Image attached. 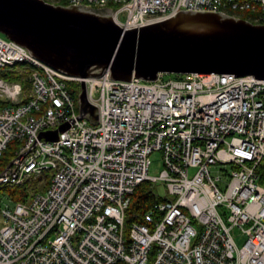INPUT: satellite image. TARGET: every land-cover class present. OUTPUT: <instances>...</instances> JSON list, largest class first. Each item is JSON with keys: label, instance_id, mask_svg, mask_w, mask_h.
<instances>
[{"label": "built area", "instance_id": "built-area-1", "mask_svg": "<svg viewBox=\"0 0 264 264\" xmlns=\"http://www.w3.org/2000/svg\"><path fill=\"white\" fill-rule=\"evenodd\" d=\"M44 1L112 4L125 30L181 11L249 10L264 21V0ZM19 63L31 65L28 87L0 75V162L18 142L0 184L45 171L51 178L46 193L2 201L0 264H264V78L188 72L122 80L108 69L82 78L0 36V70ZM83 81L96 122L80 108ZM64 123L57 140L40 137ZM154 151L164 158L158 177L149 175ZM212 166L227 167L224 178ZM158 180L170 197L128 224L138 186ZM236 227L248 237L242 247L231 233Z\"/></svg>", "mask_w": 264, "mask_h": 264}, {"label": "water", "instance_id": "water-1", "mask_svg": "<svg viewBox=\"0 0 264 264\" xmlns=\"http://www.w3.org/2000/svg\"><path fill=\"white\" fill-rule=\"evenodd\" d=\"M0 33L39 60L82 78L156 80L160 73H233L264 78V24L224 12L181 11L125 30L112 8L0 0ZM83 81L80 108L97 121ZM59 128L40 137L57 140Z\"/></svg>", "mask_w": 264, "mask_h": 264}, {"label": "trees", "instance_id": "trees-1", "mask_svg": "<svg viewBox=\"0 0 264 264\" xmlns=\"http://www.w3.org/2000/svg\"><path fill=\"white\" fill-rule=\"evenodd\" d=\"M105 7L107 8H113L112 4H108ZM98 8V7H97ZM228 14L235 15L247 20H250L254 23H262L264 24V21H257L255 18H257L259 15L257 12L252 11H241V12H233L230 11ZM26 65V66H25ZM17 67H24L27 68L28 71L19 74L17 71ZM29 69H31V65L27 63H19L16 66H14V69L12 71H4L0 70V75L4 76L5 78L9 80H16L22 82L26 87L30 85V79H29ZM177 76V74H175ZM13 144H16L18 147L17 141H12L9 143L7 149L3 153L5 155V158L1 157L0 162V171L5 168V166L8 164V162L11 160L15 153V149L13 148ZM261 173V179L259 182L261 184H264V169L263 167L260 170ZM50 172L45 171L41 176L37 177H31L28 180H26L23 184L19 185H0V208L2 205V201H4V196H6L9 200H11L13 203L17 202H26L30 199L32 193L38 192L40 190H46L50 184ZM37 181L39 183L37 184ZM40 181H42L44 184L39 185ZM35 183V184H34ZM162 200L161 196H156L154 193V190L150 187L149 182H143L141 183L136 191L134 192L132 196V201L130 204V207L127 211L128 217H127V223L130 224L133 220H141L142 214L149 209L154 203L157 201Z\"/></svg>", "mask_w": 264, "mask_h": 264}, {"label": "rangeland", "instance_id": "rangeland-1", "mask_svg": "<svg viewBox=\"0 0 264 264\" xmlns=\"http://www.w3.org/2000/svg\"><path fill=\"white\" fill-rule=\"evenodd\" d=\"M0 36L7 38V36L2 34V33H0ZM175 76L176 75L173 73H164L163 78L169 79V78H173ZM12 146H13V148L17 147L16 144H13ZM2 158H5V155H2ZM150 158H151V164L149 167V175L152 177H158L161 174V172L163 171V169L165 168L163 153L161 151H154L151 154ZM226 169H228V168L224 167V166H218V167L212 166L211 172H212L213 176L221 175L222 178H224V175H225L224 170H226ZM195 172H196V168H191L189 171V174L192 176L195 174ZM38 183H39V181H37V184ZM42 184H44V183L42 181H40L39 185H42ZM149 184H150V187L153 188L157 194H159V196L164 197V198L170 197L168 189L162 180H158L157 182L152 181V182H149ZM0 185H2V184H0ZM2 186H4V185H2ZM221 187L224 189L225 183L221 184ZM40 191H42V193H46V190H40ZM4 203L13 205V202L11 200H9L6 196H4ZM4 224H5V219L3 218V216L0 213V227L3 226ZM231 233H232L233 237L235 238L237 245L239 247H242L248 238L247 235L238 227L233 228L231 230Z\"/></svg>", "mask_w": 264, "mask_h": 264}, {"label": "bare ground", "instance_id": "bare-ground-1", "mask_svg": "<svg viewBox=\"0 0 264 264\" xmlns=\"http://www.w3.org/2000/svg\"><path fill=\"white\" fill-rule=\"evenodd\" d=\"M196 73H198V72H196Z\"/></svg>", "mask_w": 264, "mask_h": 264}]
</instances>
